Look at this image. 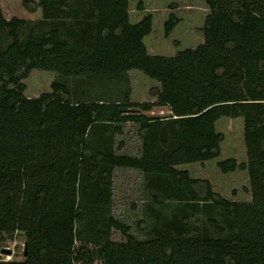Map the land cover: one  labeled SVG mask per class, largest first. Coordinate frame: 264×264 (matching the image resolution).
I'll return each instance as SVG.
<instances>
[{
    "label": "trees",
    "instance_id": "16d2710c",
    "mask_svg": "<svg viewBox=\"0 0 264 264\" xmlns=\"http://www.w3.org/2000/svg\"><path fill=\"white\" fill-rule=\"evenodd\" d=\"M127 1L21 0L40 7L35 20L0 9V245L14 231L26 240L22 258L3 264H264V0H204L202 42L171 55L146 51L151 16L129 22ZM176 21L169 13L164 34ZM32 68L118 80L135 68L159 86L154 100H130L127 87L118 100H71L53 80L28 97L21 78ZM153 106L169 112L146 114ZM222 115L242 117L245 160L216 165L246 170L249 201L176 166L218 154ZM127 122L135 154L119 151ZM115 168L142 173L150 216L171 200L221 218L200 228L185 213L148 228L140 218L147 234L136 238L111 213Z\"/></svg>",
    "mask_w": 264,
    "mask_h": 264
},
{
    "label": "rangeland",
    "instance_id": "374dc122",
    "mask_svg": "<svg viewBox=\"0 0 264 264\" xmlns=\"http://www.w3.org/2000/svg\"><path fill=\"white\" fill-rule=\"evenodd\" d=\"M21 0H0L3 5L4 15H9L15 8H4V5L16 7ZM22 4V3H21ZM23 5V4H22ZM138 5L140 8H138ZM24 6V5H23ZM129 21L134 22L144 14L151 16L150 31L142 37L146 51L150 54L171 55L184 47H193L202 42L201 26L203 17L207 12L204 0H128ZM8 10V12L6 11ZM24 9V8H23ZM28 10H33L26 8ZM10 10V11H9ZM12 10V11H11ZM17 10V9H16ZM23 10L19 9L18 13ZM177 17L176 23L164 34L163 22L168 14ZM126 79H112L105 76L87 77L83 75L64 76L52 70L32 68L24 78L22 93L28 97L38 96L42 92L51 91L50 83L61 81L66 85L71 100H118L123 90L129 88V99L135 101L154 100L153 92L159 83L145 75L141 70L132 68L127 73ZM165 106H153L146 114H168ZM215 129L221 133L218 154L203 161H191L180 165L186 168L189 175L195 178L206 179L213 191L224 198L243 197L246 190L245 169L236 166L233 170L223 172L216 165V161L231 157L237 163L244 161L245 150L242 138L243 120L241 116H219L214 122ZM122 141L120 152L135 154L139 150V138L136 134V124L124 123L123 131L117 135ZM144 177L139 170L132 168H115L113 172V188L111 213L118 220L129 225L128 232L136 238H142L147 233L144 229L152 224H159L161 219H170L174 215L179 217L186 214V219L193 227L207 226L206 216H213L220 220V210L212 208L206 211L197 205L196 209L176 201H165L157 206L156 215L150 216L144 212V205L148 203L145 193ZM142 219L145 228H139L138 220ZM140 219V220H141ZM212 228H210L211 230ZM113 239H121L123 235L117 229H111ZM24 236L21 231H14L4 235L0 248L9 249V252H0V264L8 259H21Z\"/></svg>",
    "mask_w": 264,
    "mask_h": 264
},
{
    "label": "crops",
    "instance_id": "0c3cea01",
    "mask_svg": "<svg viewBox=\"0 0 264 264\" xmlns=\"http://www.w3.org/2000/svg\"><path fill=\"white\" fill-rule=\"evenodd\" d=\"M34 2H36L37 0H32ZM4 8H15V11H17V13L12 12L10 16L14 15L23 19H27V20H35L40 18L41 16V11H40V7L37 5L36 7H34L33 10H28L26 9L27 7L23 6L20 2L16 7L11 6V4L8 6L7 4L4 5ZM24 8V9H23ZM128 1H127V11H128V20H129V10H128ZM0 9H1V13L3 15L4 18H9L7 16L4 15V11H3V5L0 3ZM17 9V10H16ZM22 9L23 10V14L22 12L18 13V10ZM6 11L8 12V10L6 9ZM10 11V10H9ZM12 11V10H11ZM140 19V18H139ZM138 19V20H139ZM130 22V21H129ZM135 22V21H134ZM133 23V22H131ZM149 53V52H148ZM131 70L128 69L127 72ZM157 81V80H156ZM158 82V81H157ZM159 83V82H158ZM245 154V153H244ZM245 160V158H244ZM183 164V163H182ZM180 165V164H178ZM177 166V165H176ZM245 174H246V170H245ZM245 185H246V190L243 192L244 196L243 197H232L229 200H233V201H249L250 200V192H249V187H248V182H247V174H246V178H245Z\"/></svg>",
    "mask_w": 264,
    "mask_h": 264
},
{
    "label": "water",
    "instance_id": "95a60500",
    "mask_svg": "<svg viewBox=\"0 0 264 264\" xmlns=\"http://www.w3.org/2000/svg\"><path fill=\"white\" fill-rule=\"evenodd\" d=\"M25 247H26V240H24L23 242V253H25ZM0 252H6L8 253L9 252V249H5V248H0Z\"/></svg>",
    "mask_w": 264,
    "mask_h": 264
}]
</instances>
